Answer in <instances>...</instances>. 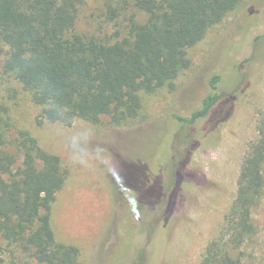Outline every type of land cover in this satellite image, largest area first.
<instances>
[{"label": "rangeland", "instance_id": "rangeland-1", "mask_svg": "<svg viewBox=\"0 0 264 264\" xmlns=\"http://www.w3.org/2000/svg\"><path fill=\"white\" fill-rule=\"evenodd\" d=\"M131 16L147 19L132 0H84L75 31L113 43L127 36ZM188 55L192 69L157 92H140V114L118 126L107 118L100 124L78 120L71 127L49 122L42 115L44 107L15 75L0 72V112L6 109L11 119L9 137L30 131L62 160L66 184L52 207L51 227L59 243L78 248L79 264H200L207 245L224 227L243 159L258 137L257 121L264 112V0H244L222 23L209 28ZM221 71L229 72L221 74L215 93L219 103L230 106L218 118L230 108L233 114L202 147L193 149L195 134L206 133L208 119L189 126L173 124L167 114L188 117L198 110L201 88L210 94L208 82ZM83 127L92 128L93 142L107 149V158L99 157L88 168L69 162L55 132ZM142 164L149 170L148 186L144 178L138 179L136 170ZM180 169L185 171L182 184L176 179ZM130 184L146 187L139 203L133 196L135 223L124 222L122 227V219L130 218ZM115 191L122 202L111 221ZM255 220L258 235L244 248V264H264V198ZM0 264L39 263L0 235Z\"/></svg>", "mask_w": 264, "mask_h": 264}, {"label": "trees", "instance_id": "trees-1", "mask_svg": "<svg viewBox=\"0 0 264 264\" xmlns=\"http://www.w3.org/2000/svg\"><path fill=\"white\" fill-rule=\"evenodd\" d=\"M243 1L132 0L147 19L131 16L127 36L111 43L76 33L84 0H0V72L15 75L34 102L44 107L42 115L49 122L71 127L78 120L100 124L107 118L112 125H122L140 114V92H157L192 69L189 50ZM228 72L210 78V94L201 88L196 98L199 109L190 116L167 114L173 124L189 126L208 119L206 133L195 134L193 149L202 147L233 114L230 108L218 118L230 106L219 103L215 93L221 74ZM11 129L5 109L0 112L1 238L39 264H79L78 248L59 243L51 227L52 207L66 184L61 158L46 151L30 131L20 130L11 139ZM257 134L243 159L225 225L207 245L200 264H244V248L258 235L255 212L264 198V112ZM136 171L148 186V167L142 164ZM176 179L182 184L185 171L180 169ZM130 185L126 190L130 218L122 219L121 226L135 223L133 196L139 203L146 187ZM113 202L111 221L122 202L119 191Z\"/></svg>", "mask_w": 264, "mask_h": 264}, {"label": "clouds", "instance_id": "clouds-1", "mask_svg": "<svg viewBox=\"0 0 264 264\" xmlns=\"http://www.w3.org/2000/svg\"><path fill=\"white\" fill-rule=\"evenodd\" d=\"M55 132L60 137L73 166L88 168L99 157L107 158V149L91 139L94 134L92 128L83 127L72 133H65L63 129H57Z\"/></svg>", "mask_w": 264, "mask_h": 264}]
</instances>
